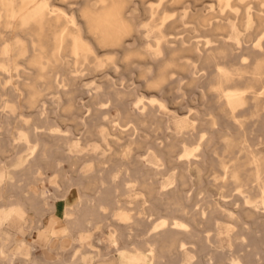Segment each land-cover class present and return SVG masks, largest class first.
<instances>
[{
	"label": "bare ground",
	"instance_id": "1",
	"mask_svg": "<svg viewBox=\"0 0 264 264\" xmlns=\"http://www.w3.org/2000/svg\"><path fill=\"white\" fill-rule=\"evenodd\" d=\"M56 1L64 5L81 3L80 24L75 23L61 8H57L53 13L50 0H0V136L7 131L11 132V125L14 124L10 117L14 116L18 105L13 100L15 89L12 70L20 64L19 59L25 57V67L32 70L30 81L25 86L28 88L27 102L34 111V118L33 122L25 119L23 122H17L26 126H18L16 143L18 148L24 146L25 150H32L34 157L38 154L36 152H39L38 160L23 171L13 166V159L1 160L7 166L12 162L11 172L16 179L10 178V170L5 171L0 167V264H74L78 261L79 254L83 257V264H142L140 258L126 253L141 249L149 253L151 264H162L166 257L172 259L173 264H183L192 257L191 244H195L196 238H201V235L196 233V228L190 224L193 222L197 228H203L202 224L211 225L215 216L231 223L227 226L218 225L216 228L222 241L234 236L244 242V235L234 233L236 225L242 222V217L237 211L212 201V209L206 219L202 209H199L201 206L195 209L196 207L186 204L181 194L174 193L176 182L165 173V169L173 163L170 157L175 156V145L167 146V153L163 155L156 146H149L147 141L140 137L139 131L144 130L154 135L160 133L161 123L151 118L154 108H169L165 101L155 94L162 89H166L169 96L173 94L175 82H172L170 76L186 72L189 68L188 64L180 63V57L187 56L198 65L201 63V70L210 69L211 72L207 86L218 115L209 110L207 116L210 118L211 130L217 133L219 142L217 146L211 147L214 139L208 136L210 132H198L197 118L174 115L171 125H174L177 133L189 137V141L185 140L183 143L178 162L185 170H189L192 165L196 169L202 168L205 151L209 150V173L206 178L208 184L226 189L225 198L243 199L244 209L240 214L246 218H254L257 211L264 213V150L258 147L264 143V0H216L218 7H227L218 8L205 19L190 15V22H198L202 27L206 23L212 25L209 31L203 30L202 36H199L208 38L205 48L194 42L189 45L192 36L185 26L186 19L179 17L175 12H169L166 6L160 7L164 0H138L145 22L143 30H137L131 18L133 16L130 14V8L134 0ZM94 1L99 4L96 9L92 7ZM185 1L168 0L167 3H170L169 6H178ZM229 21H234V25ZM247 21H252L255 26L249 27ZM133 36L140 47L132 51L125 42ZM232 38H236L235 41L227 42ZM20 39L25 41L20 42ZM16 41L19 42L17 51L14 50ZM142 48L150 51L152 55L149 56ZM65 56L70 57L75 70L78 71L80 64H84V68L92 72H98L108 60L120 56L121 61L125 63V71L137 73L138 83L142 85L145 94L137 96L132 88L122 90L110 82L111 78L105 79L106 90L126 109L125 123L126 126L129 125L126 129L129 138L124 147L119 146V152L115 156L101 158L96 162L99 169L97 175L90 174L91 166L83 169L85 162L92 161L87 155L77 154L69 163L67 177L61 179V183L69 182V175L78 180H86L88 184L84 191H79L80 201L76 209H68L64 216L69 230L67 233H64L62 226L58 227L57 218L53 215L48 229L53 237L50 250L56 258L48 260L35 256V245L24 239L18 244L20 248L29 246L30 254L24 256L19 252H12L10 248L13 242L5 238L2 230L3 224L9 219L24 221L29 208L38 215L47 212L55 214V205L50 203V187L46 186L48 181L52 182L51 177L39 178L35 173L42 166H45L48 173L64 172L61 169L63 161L56 163L54 160L62 143L74 152L94 151L93 147L91 149L88 145V139L79 144H72L70 139L58 137V125L47 121V113H40L44 108L38 109V104L46 93L57 91L59 87L64 86L53 80L48 72L51 69L61 72L66 66ZM102 57L106 59L103 60ZM136 58L137 66L134 67L132 64ZM151 70L155 71V77L150 76ZM74 79V83L80 82L79 78ZM196 81V77L191 78L190 84ZM40 83L45 84L44 90L40 89ZM73 100L72 94L67 111L69 116L75 114ZM131 105L145 117L133 116ZM220 126L236 129L237 133L222 132L217 129ZM191 128L197 129L196 134L189 132ZM44 131L52 135L46 136L49 141L43 140ZM117 132L126 137L125 130ZM102 146L108 149V144ZM143 148L147 151L142 155L144 160L142 159L141 164L135 159L134 153ZM6 155L10 156V149L6 144H2L0 157L6 158ZM115 162H118L117 168L107 179L105 171ZM20 163L21 157L18 158V167ZM132 172L139 174L134 176ZM180 178L182 185L189 184L185 173H182ZM139 181L145 188L147 202H160L159 206L170 216L157 218L150 227L152 232H146L140 243L128 250L118 244L123 235L121 230L117 232L111 228L115 240L112 242L113 249H110L109 242L98 234H91L94 224L101 222L104 228L109 225L123 227L128 240H132L136 231L143 230L147 222L152 220L151 216L154 214L141 218L140 215L147 212L132 205L133 199L140 197V194L132 189V185ZM29 182L40 184L41 191L38 195H33L26 189ZM100 186L109 190V195L106 191L99 190ZM16 188L23 189L26 201L15 195L13 190ZM71 188L67 185L63 196L67 197ZM87 192L98 193L99 202L85 200ZM29 194L31 197L27 198ZM119 194L127 197L130 204L118 201L112 213L108 214L105 198ZM162 200L166 202L161 203ZM243 228L250 229L249 225H244ZM212 230L214 228L209 232ZM100 232L98 228V233ZM207 239L209 243L212 242L211 234H208ZM66 240L69 241L68 247ZM201 246L205 247L204 242H201ZM110 250L118 252L119 257L105 259L108 258ZM181 257L184 259L180 260ZM231 260L232 264H239L238 257Z\"/></svg>",
	"mask_w": 264,
	"mask_h": 264
},
{
	"label": "rangeland",
	"instance_id": "2",
	"mask_svg": "<svg viewBox=\"0 0 264 264\" xmlns=\"http://www.w3.org/2000/svg\"><path fill=\"white\" fill-rule=\"evenodd\" d=\"M154 2H160V0H151ZM168 0H164L161 3L160 7H167L169 12H175L179 17L186 19L185 26L188 28V33L192 36L190 39V44L196 43L197 45H201L202 48H205V41L208 38L199 37L202 36L203 30H208L211 28V24L206 23L205 26H199L198 22H190L188 19L190 15H194L197 17H201L205 19L209 16L211 12H216L219 8H226L227 6H219L216 4V0H186L184 4L178 6H169L170 3H167ZM51 6L50 9L54 13L57 8H61L64 12L72 17L75 23L80 24V6L79 4L73 5H64L56 0H50ZM138 4V0H134L132 6L134 10L137 9L136 6ZM98 1H94L92 3V7H98ZM134 25L137 30H143L145 27L143 20V13H137L131 17ZM231 25H234V21H229ZM249 27L255 26L252 21L246 22ZM237 26V24H236ZM188 36L187 33H185ZM184 34V35H185ZM140 35V34H137ZM236 38H232L227 40V42L235 41ZM154 40V38H152ZM25 39H20V42H24ZM125 45L130 48L132 51L136 50L140 47L133 36L129 40L127 39ZM175 45V44H174ZM177 46V45H175ZM17 48V49H16ZM19 49V42L16 41V45L14 50ZM143 51H147L142 48ZM15 53V52H14ZM148 55L151 56V52L147 51ZM146 53V54H147ZM27 54L26 57H28ZM121 56V54H120ZM113 57L112 60H108L106 64L98 69V72H92L91 70H87L84 68V64H80L79 70H75L72 67V63L69 62L68 67L65 68L61 72H55L54 70H50L48 74L50 77L62 83L64 86L58 88L57 91H51L44 95V99L39 102L38 109H42L40 113H47V121L50 124L58 125L60 131L56 134L58 137L68 138L72 141V144H79L80 142H85L88 139V145L93 147L94 151H80L74 152L71 148L64 146L62 143V147L58 150V155L54 157L55 162L63 161L61 164V169L64 172L61 174L57 171L52 173L51 171L46 172L45 166H42L38 171H36L35 175L39 178H46L47 176L51 177L52 182H47L46 186L50 189V203L55 205L56 212L55 214L51 212L44 213L42 215H38L36 212L30 210V208L26 212V218L24 221H19L15 218L9 219L5 221L3 224L2 233L5 238L11 242H13L10 250L14 253H20L22 255H29L31 252V248L26 246L24 248H20L18 242L20 240H26L36 247V255L37 257L47 258L48 260H53L56 258L55 254L50 250L51 241L53 240L52 234L48 229V225L50 221L54 217L57 218V225L62 226V230L64 233H67L68 225L65 223L64 216H66V212L68 209L73 208L76 209L79 201L80 195L79 191H84L87 187L86 180H78V178L69 177V182L61 183V179L64 180L67 177L68 173V165L72 162L76 155L84 154L92 158V161L85 162L84 168L91 166V175L99 174V169L96 166V162L101 158L113 157L117 152H119V146H125L127 144V139L129 135L126 129H128L129 125L126 126L125 123V111L126 109L122 106V103L116 102L114 99V95L106 90L107 82H104L106 78H111L112 84L115 87L120 88L122 90H132L135 94L141 95L145 94L142 89V85L138 83V77L136 72H126L125 71V63L121 61V57ZM64 59H69L67 56ZM101 59H106L102 57ZM25 57L20 58V64L14 66L12 70V83L15 89L13 100L16 105H18V109L15 110V114L13 117H10L12 122L11 132L5 133L3 136H0V145L6 144V146L10 149V156L0 157V167H3L5 171L10 170V178L16 179V176L12 175L11 170L13 166L18 168L20 171L27 169L33 162L38 160L37 156L39 152L37 151L34 156L32 150H25L24 146L18 148V144L16 143V138L18 135V126L25 128L26 125L24 123L22 125L17 124V122H23L25 120H29L33 122L34 111L28 105L27 97H28V88L25 86L27 82H29V77L32 75V70L27 69L25 67ZM136 60L134 59V63L132 64L136 67ZM180 63L188 64L189 68L186 72L183 73H175L171 77L172 82L175 87L173 89V94L169 96L166 93V89H162L155 96L163 99L169 108V110L162 109L160 106H156L154 108V114L151 118L155 121L161 123V129L159 134H152L150 132H145L144 130L139 131L140 137L143 140H146L149 146H156L163 155L167 153V146L175 145V151L172 159L171 166H166L165 173H168L170 177H172L176 186H174L173 191L175 194H181L184 198V201L187 205L193 206L195 209L200 208L203 211V217L208 219L209 212L212 209V201H217L232 211H237V213L242 217V222L235 227V234H241L246 237L245 241L242 242L238 240L236 237L226 238V241H222L219 237V232L216 228L218 225L227 226L231 224L226 219L215 216L212 218L211 225L208 223H203V228H197L195 224L192 222L190 225L196 228V233L201 235V238L195 239V244H191L192 247V257L188 261H184L183 264H232V258L238 257L239 264H264V213L261 211H257L254 218H246L244 215L240 214L243 212L244 206L242 205L243 199L237 197H228L225 198V194L227 190L224 188H218L215 185L208 184L206 178L208 177V169H209V150L205 151V158L202 160V168L196 169L194 165L190 166L189 170H185L182 164L178 162V155L182 151L183 143L185 140H188V136H183L182 134L177 133L174 125H171L173 121L172 118L174 115L181 116H190L191 118H197L198 132L200 130H204L206 132H210L208 136H211L214 139L211 147L217 146L219 142V138L217 137V133L211 130L210 127V118L207 116L209 110L213 111L218 115L216 111V105L211 101L212 95L209 92L207 81L211 75L210 69L208 71L201 70L200 64L192 61L191 58L187 56H181L179 59ZM65 69L67 72H65ZM105 71H111L106 72ZM187 75L185 77L184 75ZM150 76L155 77V71H150ZM208 76V77H207ZM75 77L80 79L79 83L75 82ZM197 81L194 84H190V79L195 78ZM66 83V85H65ZM61 85V84H59ZM191 85V86H190ZM40 89H45V84L40 83ZM73 94V105L76 107L75 114L72 116L67 115V111L69 109L70 97ZM12 99V98H11ZM45 104V106H43ZM129 104H131L129 102ZM6 105V104H4ZM131 113L135 117H145L141 111L133 109L132 105L130 107ZM76 113H79L77 115ZM132 126V124H131ZM7 127V126H6ZM134 127V126H132ZM115 129V131H113ZM132 129V128H131ZM130 129V130H131ZM218 130L222 132H229L230 134H236V129H229L227 127H218ZM62 130V131H61ZM118 130H125L126 137L124 134L118 133ZM190 133L197 132V129L191 128L189 130ZM50 132L44 131L43 140L49 141L46 136L51 137ZM264 134V133H263ZM260 140H262V136H260ZM38 139V138H35ZM189 141V140H188ZM102 144H108V149H104ZM66 147V148H65ZM260 149L264 150V143H261L258 146ZM39 150V148H38ZM145 148L142 150L136 151L134 157L137 161L142 164V155L144 153ZM21 157V163L18 167V158ZM10 159L14 161L13 166H7L3 164L2 161H6ZM144 160V159H143ZM118 162L113 163L107 170L105 171V176L109 179L111 172L114 171L117 167ZM204 165V166H203ZM142 167V166H140ZM82 168V167H81ZM143 168V167H142ZM66 171V172H65ZM51 172V173H50ZM143 173V172H142ZM185 173L187 176V180L189 184L187 186L182 185L180 182L181 174ZM134 176L139 173L132 172ZM73 176V174L71 173ZM74 183V185H70ZM159 182V181H158ZM30 183V182H29ZM123 183L124 180H123ZM67 185L71 186L70 194L65 197L63 196L67 190ZM52 187V188H51ZM25 189V187L23 188ZM21 188L14 189L15 195H19L22 200L26 201V195ZM26 189L33 193V195H38L41 191V186L39 183H30L26 186ZM132 189L135 190L140 197L137 199H133L132 205L134 207L143 209V212H147L146 214L142 213L140 215L141 218L145 216H151V221L149 220L146 224V227L143 230L136 231V235L132 240H128L125 233L126 230L123 227H116L109 225L104 228L101 222L94 224L93 230H91V234H98L102 239L106 240L110 244V249L112 248L113 241L115 238L112 237L111 228H114L117 232L121 230L123 233L122 237L119 239L118 244L121 247L127 248L133 247L135 244H139L141 238L144 237L146 232L150 231V227L154 224V221L161 217H169L170 214L167 213L158 203L160 202H147L145 198V188L142 185V182L139 181L137 184L132 185ZM99 190L107 193L109 195V190L107 191L103 186L99 187ZM97 194H87L85 195V200H92L93 202H99ZM31 197V195H27V198ZM108 203L107 213L111 214L114 207L117 205V202L120 201L122 203L130 204V200L124 195L117 196H109L104 200ZM28 202V201H27ZM166 202V200H162L161 203ZM198 203V204H196ZM200 204V205H199ZM195 205V206H194ZM197 205V206H196ZM29 206V205H28ZM145 208L147 210H145ZM176 217V215L174 216ZM244 225H249L250 229H244ZM98 228L101 230L98 233ZM209 232L210 229H213ZM46 231L45 233H42ZM41 234V236L39 235ZM43 234V236H42ZM211 234V241L208 242L207 236ZM156 239V238H154ZM157 240V239H156ZM66 246H69V241L66 240ZM201 242H204L205 247L202 248ZM232 243V245H230ZM113 249V248H112ZM129 255H134L141 259L142 264H151L149 253L144 251L143 249L138 250L136 252H126ZM119 257V253L114 250H110L108 258L111 257ZM83 257H78V261L74 264H83ZM184 257H181L180 260H183ZM96 262V261H95ZM19 262L14 263H6V264H18ZM92 264H95L94 262ZM162 264H173L172 259L166 257L163 260Z\"/></svg>",
	"mask_w": 264,
	"mask_h": 264
},
{
	"label": "crops",
	"instance_id": "3",
	"mask_svg": "<svg viewBox=\"0 0 264 264\" xmlns=\"http://www.w3.org/2000/svg\"><path fill=\"white\" fill-rule=\"evenodd\" d=\"M136 8H137V9L134 10V7L131 6V8H130V14H131L132 16H133V15H136L137 13H141V12H142L141 7L139 6V2H138V4H137ZM93 9H96V8L93 7ZM80 10H81V6H80ZM80 10H79V11H80ZM15 45H16V42H15V44H14V48H15ZM16 49H17V48H16ZM15 51H17V50H15ZM100 54H102V52H100ZM67 57H68V56H67ZM68 58H69V59H66V60L64 59V62H65V64H66L65 68H67L69 62H71L70 57H68ZM71 63H72V62H71ZM65 72H67L66 69H65ZM13 96H14V94H13Z\"/></svg>",
	"mask_w": 264,
	"mask_h": 264
}]
</instances>
